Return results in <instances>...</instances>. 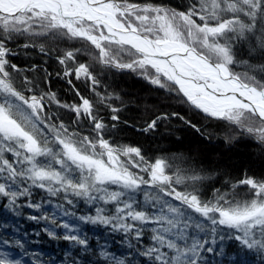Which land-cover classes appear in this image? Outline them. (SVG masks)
<instances>
[{
    "label": "snow or ice",
    "instance_id": "6c2138e0",
    "mask_svg": "<svg viewBox=\"0 0 264 264\" xmlns=\"http://www.w3.org/2000/svg\"><path fill=\"white\" fill-rule=\"evenodd\" d=\"M25 33L85 39L99 50L100 63L139 70L162 88L170 82L207 117L226 120L264 144V81L231 68L237 43L249 45L250 58L252 53L264 56V0H193L186 11L130 0H0V197L7 200L4 209L19 215L17 201L30 197L33 188L53 197L63 193L68 205L73 204L69 194L93 205L95 215L77 216L61 203L51 214L43 209V202L27 204L44 212L29 219L45 221L47 236L79 246L77 254L91 248L78 222L103 225L136 240L143 237L145 225H154V245L141 253L154 264H213L216 257L225 258L227 264H251L249 252L264 253V178L245 176L238 181L252 190L250 198L243 200L235 193L218 191L214 201L205 202L195 192L177 190L175 185L202 177L194 169L188 175L180 168L170 175L167 157L150 162L139 146L114 147L102 135L105 125L93 115L92 102L78 91L80 103L61 106L78 118H89L97 138L76 136L63 123H50L45 100L59 104L56 94L26 96L9 71L20 70L8 59L12 51L8 42ZM126 47L134 50L131 54L136 58L124 63L119 52ZM57 59L65 65V77H84L93 87L99 83L86 64H70L76 61V52L66 51ZM260 70L264 71V65ZM111 119L118 121L119 115ZM162 119L166 116H158L143 131L156 129ZM141 193L143 202L138 199ZM98 205L114 206V211ZM226 238L238 242L233 253L223 247ZM0 246L12 249H0V264H26L15 251L23 248V255H28L20 239L0 236ZM99 255L125 264L109 257L103 248ZM71 264L77 261L71 259ZM215 264L224 261L215 260Z\"/></svg>",
    "mask_w": 264,
    "mask_h": 264
},
{
    "label": "trees",
    "instance_id": "16d2710c",
    "mask_svg": "<svg viewBox=\"0 0 264 264\" xmlns=\"http://www.w3.org/2000/svg\"><path fill=\"white\" fill-rule=\"evenodd\" d=\"M130 2L141 4L147 2L186 11L193 0H130ZM26 44L30 46L26 48L24 46ZM7 46L12 50L8 57L10 63L17 65L20 70L14 72L9 69L18 90L26 96L56 94L59 104L45 100L46 115L50 123L57 125L63 123L76 136H90L96 139L97 132L89 118H78L70 108L61 106L80 103V96L89 99L93 104V115L105 125L102 131L104 139L112 143L114 147L139 146L150 162L157 157H167L170 175L180 168L188 175L193 174L189 169H194L195 174L202 177L196 182L189 180L175 185L177 190L195 192L199 199L205 202L214 201L218 191L222 194L235 193L237 199L243 200L250 198L252 190L249 186L238 184V181L245 176L264 178V144L246 132L242 134V129L226 120L207 117L191 106L170 82L162 88L152 84L150 79L139 70L118 69L100 63L98 49L82 38L62 34L31 37L25 33L16 35ZM41 46L44 49L43 52ZM66 51L76 52V61L70 62L73 67L78 63H84L90 68L99 81L95 87L84 77L77 79L74 75L64 76L65 65H61L57 57ZM234 51L236 63L231 66L232 71L241 75H254L258 81H264V71L260 70V66L264 65V56L252 53L254 58H250L247 43L243 46L237 43ZM131 52L134 51L127 47L123 52H119L120 61L127 63L135 59ZM113 53H117L115 46H113ZM248 65L253 67L250 68ZM151 74L154 75V70H151ZM69 79L71 84L68 83ZM77 91L80 96L77 95ZM112 108H117L118 113H113ZM114 114L119 115L118 121L111 119ZM158 116H166V119L158 121L156 129L149 132L143 131L147 124ZM113 125H115L114 128ZM191 125L196 127L193 128ZM8 158L12 159L10 154ZM134 171L139 170L134 169ZM233 185L236 187L234 188ZM145 190L152 191L146 186ZM63 196L64 194L61 193L53 197L44 190L33 188L30 197H21L17 201L19 215L15 211L4 209L3 205L7 203V200L0 197V225L9 226L8 228L0 227V236H6L11 240H21L24 247L28 249V255H23V248L15 249V251L21 253L18 258L26 264H71V259H75L77 264H84L85 258H87V264H97V261H100V264H115L114 260L99 255L101 248L109 253V257L115 256L117 259H122L125 264H128V261H131V264H154L148 257L141 254L154 245L151 239V230L154 225H145L143 237L136 240L125 239L124 233L113 232L103 225L78 222L82 235L88 236L91 245L89 251L84 252L81 249L78 254L76 250L79 246L62 239L55 240L48 237L44 231L45 221L29 219L30 216L44 214L40 209L27 207L29 201L43 202L42 207L48 214L53 212L57 203H61L65 209L74 211L77 216L95 215L93 205L70 194L69 199L73 200V204L68 205ZM138 199L143 202L142 193L138 195ZM167 199L171 200V198ZM48 201L51 202V206ZM98 206L105 207L109 212L114 211V206ZM64 219L72 220L73 218ZM62 234L63 230H61ZM223 247L227 252L233 253L238 247V242L226 238ZM0 249L12 250L3 249V246H0ZM208 259L212 260V257L209 256ZM247 259L251 264H262L264 253L253 250L248 253ZM215 260H222L224 264H227L223 257H216Z\"/></svg>",
    "mask_w": 264,
    "mask_h": 264
},
{
    "label": "rangeland",
    "instance_id": "374dc122",
    "mask_svg": "<svg viewBox=\"0 0 264 264\" xmlns=\"http://www.w3.org/2000/svg\"><path fill=\"white\" fill-rule=\"evenodd\" d=\"M199 22V21H198ZM89 42V41H88ZM133 51V50H132ZM98 55H99V53H98ZM183 96V95H182ZM185 100H186V98H184ZM189 103V102H188ZM190 104V103H189ZM191 105V104H190ZM192 106V105H191ZM200 111V110H199ZM200 112H202V111H200ZM203 113V112H202ZM204 114V113H203ZM206 115V114H205ZM70 126H71V124H70ZM67 128V127H66ZM68 129V128H67ZM68 131L70 132V133H74L71 129L69 130L68 129Z\"/></svg>",
    "mask_w": 264,
    "mask_h": 264
},
{
    "label": "water",
    "instance_id": "95a60500",
    "mask_svg": "<svg viewBox=\"0 0 264 264\" xmlns=\"http://www.w3.org/2000/svg\"><path fill=\"white\" fill-rule=\"evenodd\" d=\"M128 48V47H127ZM134 51V50H133ZM98 53H99V50H98Z\"/></svg>",
    "mask_w": 264,
    "mask_h": 264
}]
</instances>
